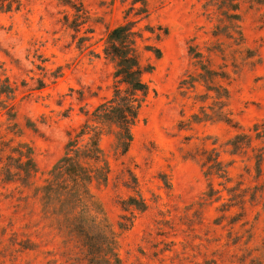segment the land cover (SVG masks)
Returning a JSON list of instances; mask_svg holds the SVG:
<instances>
[{
  "label": "rangeland",
  "instance_id": "374dc122",
  "mask_svg": "<svg viewBox=\"0 0 264 264\" xmlns=\"http://www.w3.org/2000/svg\"><path fill=\"white\" fill-rule=\"evenodd\" d=\"M126 23L152 69L124 151L92 113ZM86 122L109 171L73 185ZM0 264H264V0L0 5Z\"/></svg>",
  "mask_w": 264,
  "mask_h": 264
},
{
  "label": "trees",
  "instance_id": "16d2710c",
  "mask_svg": "<svg viewBox=\"0 0 264 264\" xmlns=\"http://www.w3.org/2000/svg\"><path fill=\"white\" fill-rule=\"evenodd\" d=\"M13 1L0 0V5L4 7L7 3V7H11ZM141 36L139 32L133 30L130 23L121 24L110 30L104 52L105 56L111 58L115 63L114 94L99 104L92 113L95 122L114 125L117 128L118 140L124 151H127L130 145L132 127L139 115L141 103L139 95L144 96L148 93L149 86L144 81L143 75L152 69L151 64L144 65L140 60L138 38ZM156 52L159 53V49H156ZM100 131L99 126H93L88 122L84 123L82 130L74 138H70L67 152L55 167V169H61L59 174L70 177L73 185L83 186L86 182L91 183L95 176L107 180L106 174L109 171V165L104 158V151L99 145ZM87 133L89 140L84 144H79L80 137ZM27 162H31V159L29 158ZM126 201L131 205H137V200L133 197ZM76 227L82 237H94V234L84 231L80 223H77ZM96 238H104L103 243L107 245V236L104 234L98 233Z\"/></svg>",
  "mask_w": 264,
  "mask_h": 264
}]
</instances>
